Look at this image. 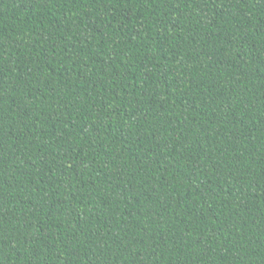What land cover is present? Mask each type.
Here are the masks:
<instances>
[{
    "label": "trees",
    "instance_id": "trees-1",
    "mask_svg": "<svg viewBox=\"0 0 264 264\" xmlns=\"http://www.w3.org/2000/svg\"><path fill=\"white\" fill-rule=\"evenodd\" d=\"M0 264H264V0H0Z\"/></svg>",
    "mask_w": 264,
    "mask_h": 264
}]
</instances>
